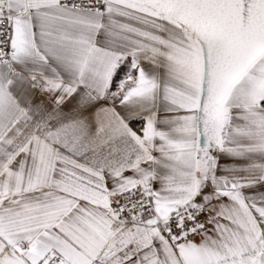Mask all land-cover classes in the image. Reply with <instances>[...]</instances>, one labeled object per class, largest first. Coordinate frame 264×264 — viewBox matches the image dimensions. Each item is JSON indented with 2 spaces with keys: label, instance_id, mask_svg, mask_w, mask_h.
I'll use <instances>...</instances> for the list:
<instances>
[{
  "label": "snow or ice",
  "instance_id": "1",
  "mask_svg": "<svg viewBox=\"0 0 264 264\" xmlns=\"http://www.w3.org/2000/svg\"><path fill=\"white\" fill-rule=\"evenodd\" d=\"M0 264H264V0H0Z\"/></svg>",
  "mask_w": 264,
  "mask_h": 264
}]
</instances>
